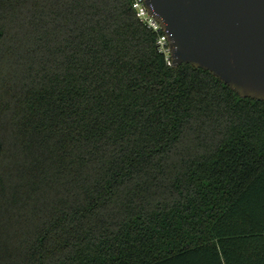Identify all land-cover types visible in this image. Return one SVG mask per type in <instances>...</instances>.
Masks as SVG:
<instances>
[{"label": "trees", "instance_id": "1", "mask_svg": "<svg viewBox=\"0 0 264 264\" xmlns=\"http://www.w3.org/2000/svg\"><path fill=\"white\" fill-rule=\"evenodd\" d=\"M132 2L0 0V264H264V101Z\"/></svg>", "mask_w": 264, "mask_h": 264}, {"label": "water", "instance_id": "2", "mask_svg": "<svg viewBox=\"0 0 264 264\" xmlns=\"http://www.w3.org/2000/svg\"><path fill=\"white\" fill-rule=\"evenodd\" d=\"M172 67L209 72L239 98L264 101V0H143Z\"/></svg>", "mask_w": 264, "mask_h": 264}, {"label": "built area", "instance_id": "3", "mask_svg": "<svg viewBox=\"0 0 264 264\" xmlns=\"http://www.w3.org/2000/svg\"><path fill=\"white\" fill-rule=\"evenodd\" d=\"M132 9L138 21L143 24L146 29L157 34V49L164 56L166 65L172 67L171 50L169 48L168 39L160 24L150 15L143 0H133Z\"/></svg>", "mask_w": 264, "mask_h": 264}]
</instances>
